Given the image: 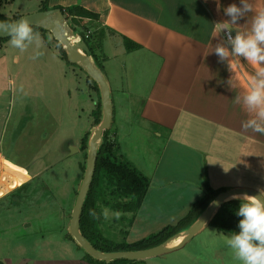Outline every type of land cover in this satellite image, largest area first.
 I'll return each mask as SVG.
<instances>
[{"label": "crops", "instance_id": "crops-1", "mask_svg": "<svg viewBox=\"0 0 264 264\" xmlns=\"http://www.w3.org/2000/svg\"><path fill=\"white\" fill-rule=\"evenodd\" d=\"M249 2L264 9V0ZM232 3L240 6V0H219V11L217 0H47L48 9L77 5L99 15L117 155L135 161L128 143L138 132L150 144L137 163L126 161L150 178L137 219L175 224L207 186L264 190V135L241 126L255 116L243 97L264 65L231 55L222 62L214 52L218 44L231 48L215 24L229 19L223 10ZM253 15L232 25V34L249 32Z\"/></svg>", "mask_w": 264, "mask_h": 264}, {"label": "rangeland", "instance_id": "rangeland-1", "mask_svg": "<svg viewBox=\"0 0 264 264\" xmlns=\"http://www.w3.org/2000/svg\"><path fill=\"white\" fill-rule=\"evenodd\" d=\"M42 5L43 0H2L0 11L15 19ZM83 25L77 29L86 33L98 27L94 21L88 28ZM34 31L44 41L39 49L44 54L37 59H32L34 46L20 52L10 38L0 41V263L90 264L69 226L91 138L103 118L101 93L83 68L64 59L62 44L50 31ZM96 58L105 68L104 55ZM144 137L138 132L128 143L136 159L150 145ZM70 145L78 150L70 153ZM136 159L125 155V162ZM111 203L100 200L98 205L100 229L108 242H136L164 228L165 219H137L139 211L120 212L116 219ZM104 208L110 210L108 219ZM225 235L232 234L208 226L182 249L148 262L241 264L226 246Z\"/></svg>", "mask_w": 264, "mask_h": 264}, {"label": "trees", "instance_id": "trees-1", "mask_svg": "<svg viewBox=\"0 0 264 264\" xmlns=\"http://www.w3.org/2000/svg\"><path fill=\"white\" fill-rule=\"evenodd\" d=\"M2 2V0H0ZM43 10H48L47 0H44ZM64 15L69 19L73 25L74 31L80 35L88 44L96 64L101 68L97 60L99 57L98 51L101 49L105 32L103 29L94 28L88 30L90 32L77 29L81 24L86 28L89 27V21H99V15L85 9L81 6L60 7ZM19 18V17H18ZM18 18L10 19L0 11V21L4 23H11ZM87 21V22H85ZM34 29L45 30L35 27ZM46 31V30H45ZM9 39V38H8ZM7 39L0 38V41ZM129 45V44H128ZM60 51L65 60H68L62 45ZM91 79V78H90ZM92 80V79H91ZM94 84H97L92 80ZM97 88V86L95 85ZM112 129L106 131L103 143L99 149L96 171L94 180L85 202L82 218L81 231L83 235L90 241V243L97 249L104 252L115 251H134L143 250L160 245L176 235L177 233L190 227L207 206L222 192L221 190H213L207 186V193L204 197L195 202L189 212L175 224L165 226L159 232L136 242H108L102 234L100 229V220L98 219V205L100 200L104 202H111V206L119 212H138L146 198L148 189L150 187V178L139 172L130 164L119 159L117 155L118 146L115 140L111 137ZM31 181L25 183L23 187L27 186ZM21 187V188H23ZM241 201L239 199L231 200L225 203L217 212L210 223L220 232L231 233L239 232L238 222L241 219L236 212ZM93 212L95 215H93ZM85 260L90 264H150L148 261H129V260H114L105 262L96 260L90 255L86 254Z\"/></svg>", "mask_w": 264, "mask_h": 264}, {"label": "clouds", "instance_id": "clouds-1", "mask_svg": "<svg viewBox=\"0 0 264 264\" xmlns=\"http://www.w3.org/2000/svg\"><path fill=\"white\" fill-rule=\"evenodd\" d=\"M217 10H220L219 0H217ZM223 11L229 19L216 23L215 31L227 34L231 48L229 50L219 44L215 47L214 52L220 61L228 60L231 55L242 57L255 65H264V47L261 46L264 45V9H257L249 0H240V6L232 3ZM246 13H254L249 32L237 31L233 35L231 26L237 24ZM0 30L7 33L10 37V45L20 52H25L30 46H34L32 59L44 54L39 50L44 47V41L40 33L34 31L27 17L10 24L0 23ZM257 77L259 78H254L251 90L243 97L245 110L250 113L254 111L255 116L243 121L241 126L245 131L250 129L254 133L264 135V68L258 71ZM233 102L240 103V97H235ZM232 198L241 201L236 212L241 219L238 222L239 232H233L230 236L225 235V244L241 264H264V190H259L258 195L243 194ZM109 212V209H103L102 215L105 219L109 218ZM111 215L119 219L121 213L116 211Z\"/></svg>", "mask_w": 264, "mask_h": 264}, {"label": "water", "instance_id": "water-1", "mask_svg": "<svg viewBox=\"0 0 264 264\" xmlns=\"http://www.w3.org/2000/svg\"><path fill=\"white\" fill-rule=\"evenodd\" d=\"M25 17L30 20L33 28L37 27L50 31L53 34L54 38L62 44L63 49L67 53L68 60L71 63L77 64L78 66L83 68L87 75L97 83L100 89L103 118L97 128L94 130V134L91 138L86 170L73 209L69 226V231L73 240L84 249L86 254L90 255L96 260L105 262H111L114 260L148 261L153 258L164 256L168 253L182 249L206 227L210 226L211 221L220 210V208L225 203L234 200V198L232 197L240 196L243 194H259L258 191L247 188H234L222 191L207 206V208L201 213V215L190 227L177 233L164 243L151 248L134 251L104 252L94 247L81 231V218L86 199L94 180L99 149L103 143L106 131L111 129L113 123V105L110 85L102 69L96 64L92 55V51L90 50L88 44L86 43V41L78 39V34L74 33L73 29L70 28L67 17L64 15L63 11L60 8L41 10L20 17L17 20ZM0 23L4 22L0 21ZM0 38L8 39L10 37L5 31L0 30ZM72 38L73 40H75L74 42ZM74 150H78V148L70 145V153H73ZM179 237H183L181 243L175 246L172 245V243Z\"/></svg>", "mask_w": 264, "mask_h": 264}, {"label": "bare ground", "instance_id": "bare-ground-1", "mask_svg": "<svg viewBox=\"0 0 264 264\" xmlns=\"http://www.w3.org/2000/svg\"><path fill=\"white\" fill-rule=\"evenodd\" d=\"M72 40H73V38H72ZM75 40H73V42H74ZM183 240V237H179V238H177L173 243H172V245H178L179 243H181V241Z\"/></svg>", "mask_w": 264, "mask_h": 264}, {"label": "built area", "instance_id": "built-area-1", "mask_svg": "<svg viewBox=\"0 0 264 264\" xmlns=\"http://www.w3.org/2000/svg\"><path fill=\"white\" fill-rule=\"evenodd\" d=\"M90 34V32H88V34L87 35H89ZM225 36H226V39H227V34L225 33ZM78 39L79 40H82V38L80 37V36H78ZM227 41H228V39H227Z\"/></svg>", "mask_w": 264, "mask_h": 264}]
</instances>
